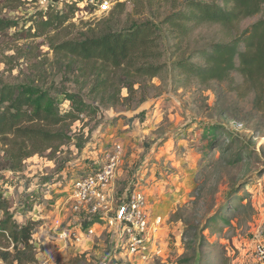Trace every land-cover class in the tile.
<instances>
[{
  "label": "rangeland",
  "instance_id": "374dc122",
  "mask_svg": "<svg viewBox=\"0 0 264 264\" xmlns=\"http://www.w3.org/2000/svg\"><path fill=\"white\" fill-rule=\"evenodd\" d=\"M49 1L71 12L72 0H0V19L18 22L0 35V84L33 80L76 92L91 106V113L73 124L70 142L52 156L48 151L27 158L21 170L5 168L0 142V194L17 221L28 216L40 220L33 236L38 262L33 264H264L254 254L255 243L264 240V95L257 103V92L238 73L201 83L185 81L173 69L174 62L197 50L227 41L221 27L195 26L179 39L164 20L183 0H126L107 13H74L66 28L50 33L52 42L145 21L157 25L163 73L137 79L132 89L121 87L120 74L113 73L108 90L101 93L97 68L57 56L49 37H27L35 14ZM256 19H246L240 29ZM68 105L61 100L62 108ZM211 124L234 135L232 151H226L223 141L208 154L202 134ZM117 145L120 162L110 186L108 216H115L129 192L145 195L151 237L137 251L121 238L122 228L111 227L107 215L87 226L92 215L84 208L70 209L72 182L100 167ZM242 146L247 147L242 162L229 165L225 157ZM222 205L229 206L222 212L229 222L200 234L208 213ZM61 229L76 231L78 239L61 241Z\"/></svg>",
  "mask_w": 264,
  "mask_h": 264
},
{
  "label": "trees",
  "instance_id": "16d2710c",
  "mask_svg": "<svg viewBox=\"0 0 264 264\" xmlns=\"http://www.w3.org/2000/svg\"><path fill=\"white\" fill-rule=\"evenodd\" d=\"M123 2L126 1H119L113 10L124 6ZM70 4L71 12L67 13L58 9L56 2L49 1L35 14L27 37H49L57 56L78 62L85 68H97L101 93L108 90L113 73L120 74L121 87L128 89L133 88L137 79H154L163 73L164 64L159 62L162 51L156 35L157 25L149 21L122 30L102 29L93 36L52 42L54 36H49L50 33H59L66 28L69 19L80 11L77 1ZM178 6L179 10L167 16L164 24L173 27L179 39L195 26L218 25L225 32L227 41L213 42L197 50L187 60L174 62L173 69H177L185 81L201 83L224 81L238 73L257 92L259 103L264 95V0H183ZM255 17V22L240 29L243 21ZM13 27H18V22L0 19V35ZM61 100L68 102L67 108H62ZM90 109L91 106L78 93L66 89L33 80L0 84V142L5 147V168L21 170L27 158L48 151L49 156L54 155L72 140L73 124L88 116ZM202 138L208 139V154L223 141L227 142L225 148L228 152L237 143L234 135L227 134L219 124L206 126ZM246 148L242 146L230 157H225L229 165L241 163L247 154ZM27 202L30 203L28 199ZM227 207L222 205L208 213L199 233L203 234L221 221L227 224L229 219L222 214ZM0 211L4 216L0 220V241L4 242V249H0L2 261L7 264L37 263L33 236L40 220L28 216L23 222L17 221L8 200L1 194ZM91 217L93 219L87 226L100 220L98 216ZM192 229L197 228L190 227ZM187 248L194 246L188 244Z\"/></svg>",
  "mask_w": 264,
  "mask_h": 264
},
{
  "label": "built area",
  "instance_id": "2783aa9c",
  "mask_svg": "<svg viewBox=\"0 0 264 264\" xmlns=\"http://www.w3.org/2000/svg\"><path fill=\"white\" fill-rule=\"evenodd\" d=\"M77 1L80 11L84 9L97 13L109 12L119 1L126 0H72ZM121 146L117 145L113 152L108 153L105 161L97 169L85 173L76 178L71 185L70 195L72 212H80L82 208L88 215L103 218L107 215V220L111 227L122 228L121 238H125L132 250L137 251L139 245H143L151 237L149 219L146 213L147 200L140 191L129 192L124 202L118 208L115 216H108L111 210L109 199L111 196L110 186L113 182L117 167L120 162ZM160 223V217L157 219ZM89 234L94 233L93 228L88 229ZM76 231L61 229L58 238L65 243H73L78 239ZM135 248V249H134ZM254 254L258 261L264 262V240L255 243Z\"/></svg>",
  "mask_w": 264,
  "mask_h": 264
},
{
  "label": "crops",
  "instance_id": "0c3cea01",
  "mask_svg": "<svg viewBox=\"0 0 264 264\" xmlns=\"http://www.w3.org/2000/svg\"><path fill=\"white\" fill-rule=\"evenodd\" d=\"M40 208H41V206H40ZM37 216V215H36ZM2 261H0V263H1Z\"/></svg>",
  "mask_w": 264,
  "mask_h": 264
}]
</instances>
